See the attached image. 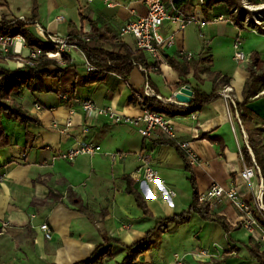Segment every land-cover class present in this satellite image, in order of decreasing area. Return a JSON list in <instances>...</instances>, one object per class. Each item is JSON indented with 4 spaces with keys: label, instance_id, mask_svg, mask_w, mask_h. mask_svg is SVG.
<instances>
[{
    "label": "crops",
    "instance_id": "crops-1",
    "mask_svg": "<svg viewBox=\"0 0 264 264\" xmlns=\"http://www.w3.org/2000/svg\"><path fill=\"white\" fill-rule=\"evenodd\" d=\"M164 1L170 7L169 0ZM246 1L264 6V0ZM35 6L39 25L35 30L40 28L60 38L68 37L71 30L117 38L122 26L147 14L142 0H0V21L31 17ZM227 12L224 5L205 12L199 0H194L188 14L207 22L204 27L192 24L178 31L177 25L166 21L161 33L175 34L176 43L163 49L158 60L146 53L148 63L156 64L149 72L150 83L142 70L135 68L128 84L109 75L101 83L86 85L85 58L76 50L69 56L71 64L63 66L68 68L60 79L43 80L45 92L23 93L19 101L38 123L23 125L5 120L10 145L0 151V264H76L106 240L112 243L105 249L111 247L114 254L104 264L121 263L126 248L145 238L155 220L171 218L189 207L193 189L185 159L161 131L146 139L132 125L88 119L76 100H92L101 107H113L123 116L137 117L142 108L132 96L146 92L147 83L166 101L179 92L181 77L170 60H179L178 54L184 50L192 53L194 60H211L202 67L203 82L191 74L186 86L207 93L214 89L219 93L230 86L235 102L242 103L252 68L264 74V29H241L230 20L214 22L220 16L227 18ZM59 17L65 20L58 21ZM238 37L248 56L242 63L233 56ZM121 42L138 50L131 38ZM2 66L20 68L16 64ZM48 70L52 73L57 69ZM225 77L229 83L223 86ZM258 88L262 91L249 106L254 118L251 126L244 127L239 113L222 98L191 115L170 118L179 138L191 142L201 158V165L191 167L200 195L214 183L229 188L238 179L243 167L240 151L248 145L249 130L264 128V80ZM80 143L99 146L102 151L79 156L74 162L59 158ZM141 152L152 157L160 182L147 184L136 175L137 154ZM113 153L123 157L112 160L108 154ZM261 183L264 180L256 175L254 191ZM131 190L141 195L152 218L144 216ZM240 191L248 192V188L243 185ZM211 210L232 227L240 222V213L227 199ZM44 224L51 230V240L40 229ZM258 236L242 229L228 236L218 223L193 214L188 223L172 224L165 233H154L151 250L135 264H170L175 254L185 255L187 264H259L246 247L257 246ZM260 247L262 251L264 247ZM201 249L209 251V260L192 257Z\"/></svg>",
    "mask_w": 264,
    "mask_h": 264
},
{
    "label": "trees",
    "instance_id": "trees-1",
    "mask_svg": "<svg viewBox=\"0 0 264 264\" xmlns=\"http://www.w3.org/2000/svg\"><path fill=\"white\" fill-rule=\"evenodd\" d=\"M243 0H204L201 5L205 12L212 11L214 8L224 5L228 9L227 20H230L236 27L243 28V22L247 15H252L245 10L241 4ZM246 1V0H245ZM165 3V1L163 0ZM183 14L190 16L188 12L194 7V0H169ZM250 3V2H249ZM252 4V3H251ZM237 10L234 14L233 11ZM39 26L37 22V7L35 6L31 17L0 21V37L17 38L22 37L25 40V45L29 49H37L42 52V56L30 67H22L17 70H9L2 66L0 60V151L9 147L10 137L5 128V120L10 119L14 122L23 125L38 123L25 109L24 105L19 101L23 93L31 94L45 92L43 80L47 77L60 79L62 73L68 68H63L64 65H70L68 55H63V64L48 58L47 53H56L55 45L47 43L40 37L35 28ZM45 32V31H43ZM47 35L51 36L47 32ZM68 43L77 47L85 56L86 61L93 67V71L87 73L83 82L86 85L101 83L109 75L119 77L123 82L128 84L129 76L135 68H140L150 83L151 78L149 72L153 67L147 61V54L140 50H133L117 38L109 37L106 34L90 35L71 30ZM89 38V41L85 40ZM179 57V56H178ZM209 58H199L190 62L183 61L179 58L171 59L170 65L175 69L181 77V82L177 86L182 88L189 85L187 78L193 74L194 78L199 82H203L201 78L202 67L209 62ZM56 67V71L50 73L49 68ZM65 69V70H64ZM219 76H217L218 78ZM264 80V74L257 73L253 68L251 76L246 82L242 103L235 102L232 104L231 110L239 113L238 119L245 126L253 125V113L249 106L255 97L259 96L262 91L258 88L260 82ZM229 81L223 78L221 84L227 85ZM152 91V96H146L145 92L133 93L132 101L140 105L142 109L163 114L169 118L184 117L191 115L197 111H201L206 106L220 98L217 90L207 93L199 89L193 90L192 102L189 105L176 104L163 99H159L155 91L147 83L146 89ZM137 95L141 99L137 98ZM79 100V99H77ZM253 127V126H252ZM257 127V126H256ZM264 128H252L249 130L248 145L244 147L242 152L245 160L252 164L253 160L257 166V175L264 180ZM201 137H207L206 135ZM170 143V142H169ZM251 151V152H250ZM186 162V169L190 173L189 182L193 189L192 201L189 207L181 213L175 214L168 219L155 220V226L146 233L145 238L135 242L132 246L126 248V256L121 263L117 264H135L137 259L151 250V236L154 233H165L172 224L182 225L188 223L193 214H198L203 220L218 223L225 230L226 234H230L241 229L239 226H230L223 217L212 213L208 204L201 203L199 198L196 178L192 173L191 166ZM130 193L135 196L139 208L143 210L145 217L152 218L144 199L135 190ZM112 241L106 240L99 245L95 251L86 260L76 264H104L107 259L113 257L111 247L105 249V246L111 244ZM246 246V245H245ZM252 258L259 264H264V251L258 244L254 247L246 246Z\"/></svg>",
    "mask_w": 264,
    "mask_h": 264
},
{
    "label": "built area",
    "instance_id": "built-area-1",
    "mask_svg": "<svg viewBox=\"0 0 264 264\" xmlns=\"http://www.w3.org/2000/svg\"><path fill=\"white\" fill-rule=\"evenodd\" d=\"M108 2L109 0H105ZM147 8V14L137 20L130 21L121 27L117 36V41H121L124 38H131L134 40L136 48L149 54L155 60L160 58L161 52L165 48H172L175 46L176 38L175 34L164 36L161 33V28L166 21L171 22L178 26V31H184L188 26L192 24H198L204 27L207 22L197 20L194 16H187L178 10L172 2L170 7H167L163 0H142ZM200 5L204 4V0H199ZM243 8L252 13L247 15L244 19L243 28L261 31L264 29V6L251 4L245 0L241 2ZM234 14L237 10L233 11ZM65 18L59 17L58 21H64ZM227 19L220 16L214 19V22H225ZM229 21V20H228ZM231 22V21H230ZM242 28V29H243ZM47 43L55 45L57 48L56 53H47L48 58L53 59L60 64H63V55L70 56L73 51H80L77 47L68 43L69 38H60L55 35H40ZM89 41V38L85 40ZM242 39L238 37L234 44V60L237 63H242L247 60V55L243 51ZM27 51V55L24 53ZM81 52V51H80ZM10 54L19 57L22 61L20 68L30 67L42 56V52L37 49H29L25 45V40L22 37L9 38L0 37V58L6 57ZM84 56V54L81 52ZM179 58L183 61L190 62L194 59V56L190 52L184 50L178 54ZM85 58V56H84ZM84 69L87 73L93 71V67L89 65L85 58ZM232 89L230 86H225L220 92V98L224 99L229 106L235 103V99L232 96ZM146 96H152L151 91L147 88L145 92ZM177 93L173 94V97L169 102L176 103ZM138 99H141L137 95ZM159 99H161L159 97ZM82 107L86 117L88 119L104 118L108 123L113 125L127 124L132 125L138 129L139 134L143 138H152L156 131H161L165 138L181 153L185 161L191 166H199L202 164L200 156L194 151L191 142L184 141L179 138L171 119L163 114L142 109V113L137 117H127L118 113L111 106L101 107L92 100H76ZM194 119L195 116H193ZM71 123L68 122L67 126ZM88 129L85 130L87 132ZM102 151L101 147L95 146L89 143H80L75 148L61 153L59 158L68 162H74L79 156H94ZM112 160L123 157V154L113 153L108 154ZM240 157L243 163L241 172L238 174V179L231 183L229 188H226L220 184L214 183L210 186L206 193L200 195V202L208 204L212 209L216 204L227 199L238 210L241 215L240 222L234 227L239 226L246 233L254 235L259 234L257 242L260 246L264 247V184L261 183L257 192L254 191L252 181L257 175V166L253 160L252 164H249L242 151H240ZM139 162V168L137 176L142 182L147 184L160 182L159 173L154 168L152 157L145 152L137 154ZM246 186L248 192L240 191L241 186ZM172 196L176 194L171 192ZM47 240H51L52 234L49 226L44 224L40 228ZM264 251V248H262ZM192 257L197 261H206L211 258L210 253L206 249H201L198 253L192 254ZM170 264H187L186 256L181 254H175Z\"/></svg>",
    "mask_w": 264,
    "mask_h": 264
},
{
    "label": "water",
    "instance_id": "water-1",
    "mask_svg": "<svg viewBox=\"0 0 264 264\" xmlns=\"http://www.w3.org/2000/svg\"><path fill=\"white\" fill-rule=\"evenodd\" d=\"M193 91L190 87L184 86L176 94L175 99L178 104L189 105L192 102Z\"/></svg>",
    "mask_w": 264,
    "mask_h": 264
},
{
    "label": "rangeland",
    "instance_id": "rangeland-1",
    "mask_svg": "<svg viewBox=\"0 0 264 264\" xmlns=\"http://www.w3.org/2000/svg\"><path fill=\"white\" fill-rule=\"evenodd\" d=\"M242 42H243V40H242ZM247 58H248V56H247ZM0 60H1L2 64H4V65L16 64L20 67L21 63H22V61L19 60V57H16L13 54H10L6 57H2V58H0Z\"/></svg>",
    "mask_w": 264,
    "mask_h": 264
},
{
    "label": "bare ground",
    "instance_id": "bare-ground-1",
    "mask_svg": "<svg viewBox=\"0 0 264 264\" xmlns=\"http://www.w3.org/2000/svg\"><path fill=\"white\" fill-rule=\"evenodd\" d=\"M37 31H38V33L40 34V35H45V33L40 29V28H37Z\"/></svg>",
    "mask_w": 264,
    "mask_h": 264
}]
</instances>
